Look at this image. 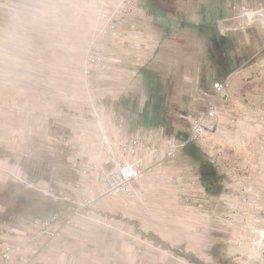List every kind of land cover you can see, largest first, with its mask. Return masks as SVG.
Returning a JSON list of instances; mask_svg holds the SVG:
<instances>
[{
    "label": "rangeland",
    "instance_id": "374dc122",
    "mask_svg": "<svg viewBox=\"0 0 264 264\" xmlns=\"http://www.w3.org/2000/svg\"><path fill=\"white\" fill-rule=\"evenodd\" d=\"M117 1L0 0V159L37 185L0 179V225L24 228L36 218L66 210V203L42 189L59 194L80 181L71 159L75 147L49 136L99 139L94 126L78 113L88 101L89 57L75 47L93 34L103 10ZM179 2L188 17L163 15L158 20L145 8L134 14L131 23L143 31L149 25L156 35V50L145 65L130 63V74L104 70L98 89L107 115L114 114L130 132L153 127L142 117L152 88L139 69L159 71L174 93L167 112L173 132H167V126L163 130L176 136L190 133L187 112L207 107L202 90H211L215 81L225 82L226 94L218 100L221 129L191 142L222 175V191L207 192L200 164L186 147L155 164L134 186L137 192L130 187L100 201L90 212L99 216L92 226L102 230L101 242L114 232L118 244L130 243L138 252L172 264H264V23L224 36L215 31L223 18L233 16L230 2L264 0ZM183 20L198 25L186 27ZM216 34L223 43L212 41ZM65 51L73 55L67 62L61 57ZM80 65L83 74H74ZM35 87L33 105L28 94ZM65 92L68 98L62 99ZM5 237L4 245L17 234Z\"/></svg>",
    "mask_w": 264,
    "mask_h": 264
},
{
    "label": "built area",
    "instance_id": "2783aa9c",
    "mask_svg": "<svg viewBox=\"0 0 264 264\" xmlns=\"http://www.w3.org/2000/svg\"><path fill=\"white\" fill-rule=\"evenodd\" d=\"M137 4V0H118L111 9L103 10L100 29L89 46V63L85 69L89 86L88 101L80 115L94 126L99 135L98 155L74 159V169L81 179L67 185L66 190L56 194L53 189H42L55 200L66 203V210L36 218L15 233L14 226L6 223L0 225V239L11 233L17 234L16 240L6 242L0 249V264H35L47 239L62 237L67 228L77 224L79 217H89L91 210L101 199L117 195L130 187L137 192L134 186L146 177L152 166L173 158L205 132L221 129V106L218 100L225 96L227 90L223 81H215L211 90H202L207 107L202 111L186 114L191 127L184 139L168 135L162 128L155 127H138L130 132L124 122L117 121L114 114L109 116V122L118 132L108 129L109 123L103 113L104 97L98 89L99 74L109 68L113 61V50L120 40V25ZM229 7L234 10V14L220 21L218 29L222 36L230 30L246 29L252 24L264 23V2H230ZM49 139L73 146V139L66 134L51 135ZM0 179H12L37 186L28 182L16 167L7 165L5 159H0Z\"/></svg>",
    "mask_w": 264,
    "mask_h": 264
},
{
    "label": "crops",
    "instance_id": "0c3cea01",
    "mask_svg": "<svg viewBox=\"0 0 264 264\" xmlns=\"http://www.w3.org/2000/svg\"><path fill=\"white\" fill-rule=\"evenodd\" d=\"M221 7V6H220ZM144 7L141 3H138L134 8L131 9V12L128 16L123 19V22L120 25V40L115 44L114 48V57L112 60H119L121 64L117 62H111L109 70L107 73L113 71V73L119 74H130L133 71V67L130 63H134L135 66H143L144 61L150 59L148 55L154 53L156 50V35L149 29L139 30L138 25L131 23V18H133L136 12H142ZM130 21V22H129ZM150 24V22H149ZM101 22L96 26V29L93 31L92 35H88L86 39L81 40L82 43L77 41V46L75 47L76 52L81 51L85 52L88 57V50L91 44V41L98 34L100 29ZM91 32V29H90ZM86 45V48L84 47ZM79 49V51H77ZM73 58L71 52L65 51L61 53V57L67 62L69 58ZM78 55V54H77ZM77 55H74V57ZM81 57V56H80ZM83 57V56H82ZM81 57V58H82ZM149 57V58H148ZM65 62V72L68 70L66 68L67 63ZM73 70V73L79 75L83 74V65L79 66ZM64 68H62L64 70ZM67 75V74H65ZM46 92V90H44ZM37 92L36 87L29 90V99L33 101L36 100L35 93ZM51 93V91H50ZM50 93L47 92L45 96L46 99H49ZM62 99L68 98L67 92L65 95H62ZM106 110V109H104ZM79 109V115H80ZM104 117L109 123L108 129L114 133L118 130L109 122V115L106 111L103 112ZM81 116V115H80ZM83 119V118H82ZM73 145L75 147L74 155L77 157H84L85 155L96 156L100 150L99 139H95L94 135H78L73 140ZM156 169V166L147 172V175L151 171ZM146 175V176H147ZM80 176V175H79ZM105 199V198H103ZM101 199L100 201H102ZM99 216L90 213L89 217H79L77 219V225L74 227L67 228L65 234L60 238L47 239L46 244L41 248L40 255L37 258L35 264H172L173 262L165 260L159 255L151 256L148 253H143L142 251L138 252L136 246H132L130 243H117L115 242L114 232H108V239L106 241L98 240V235L102 234V230L98 227L92 226V220H98ZM92 221V222H91ZM14 232L19 227H13ZM5 239H0V248L4 245Z\"/></svg>",
    "mask_w": 264,
    "mask_h": 264
},
{
    "label": "trees",
    "instance_id": "16d2710c",
    "mask_svg": "<svg viewBox=\"0 0 264 264\" xmlns=\"http://www.w3.org/2000/svg\"><path fill=\"white\" fill-rule=\"evenodd\" d=\"M180 0H145L141 4L150 15L156 17L158 20H162L163 15H169L173 19L179 18L184 15L188 17V13L180 8ZM182 21V20H181ZM185 23L184 26H197L198 24H193L190 20H183ZM170 27L165 30V34H170ZM216 33H219V29L216 28ZM217 34L212 37V41L217 43H223V38H218ZM220 34V33H219ZM141 74H144L148 77L150 86L152 88V99L147 100L145 108L142 114L143 120L146 123H150L149 126L163 127L167 126L169 133H172V126H170L171 121L168 116L169 100L172 96V84L170 80H166L159 71H152L146 67L139 69ZM188 113V112H187ZM186 113V114H187ZM179 138H185L188 134L185 135H176ZM187 150L191 155H193L200 164V175L203 185L205 186L207 192L211 194H219L222 191V175L218 173L217 168L214 164L206 159L200 151L194 146L193 143L187 146Z\"/></svg>",
    "mask_w": 264,
    "mask_h": 264
}]
</instances>
